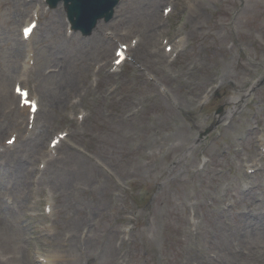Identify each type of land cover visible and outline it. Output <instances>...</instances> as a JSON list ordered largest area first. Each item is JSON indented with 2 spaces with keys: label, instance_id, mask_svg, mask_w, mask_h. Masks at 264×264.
I'll use <instances>...</instances> for the list:
<instances>
[{
  "label": "rangeland",
  "instance_id": "rangeland-1",
  "mask_svg": "<svg viewBox=\"0 0 264 264\" xmlns=\"http://www.w3.org/2000/svg\"><path fill=\"white\" fill-rule=\"evenodd\" d=\"M28 2L0 0V207L36 145L32 184L0 208V264H264V0H121L87 36L63 2ZM119 42L133 47L116 67ZM17 81L38 99L33 126Z\"/></svg>",
  "mask_w": 264,
  "mask_h": 264
},
{
  "label": "bare ground",
  "instance_id": "bare-ground-1",
  "mask_svg": "<svg viewBox=\"0 0 264 264\" xmlns=\"http://www.w3.org/2000/svg\"><path fill=\"white\" fill-rule=\"evenodd\" d=\"M35 2H37V0H30V2L24 4V8L22 9L23 12L27 11V7H29L30 4H34ZM155 11V7L153 6L151 8V11H150V14H153ZM34 15V18H38L39 15H40V12L39 10L36 8L33 13ZM153 15H156V13H154ZM151 17V16H150ZM152 20H153V16H152ZM98 25L101 26L102 25V21H99L98 22ZM23 34V33H22ZM223 50H225V48H222ZM160 52V50H159ZM244 69H246V66H244ZM223 76H220L218 75L217 73H214L212 75V77L209 79L208 83L206 84V87L204 88L203 87V93L208 91L209 88L212 87V85L217 81V80H220L222 79ZM223 80H225V78H223ZM236 89V93L234 95V98H237L238 94L240 92H242L241 90L238 92L237 91V88L235 87ZM61 96V95H60ZM60 96H57L54 98V100H56V102H60L61 99H60ZM21 102V98L19 100V103ZM233 102H235V100H233ZM238 102V101H236ZM24 109V107H23ZM29 109V108H28ZM1 125H0V132H1ZM31 146V145H30ZM36 148V145L34 144L28 151H24L22 150L21 151V156H18L17 155L14 157V160H16L17 158V163H16V167L14 169V176L11 178V180L13 181V183H10L8 186H11V189L9 187V189H7V194H6V198H3V201L4 203H1V207L4 208L5 211H7L6 209H9V208H13V205L9 207L8 203L11 202L10 200H13L16 196H18L17 198H21L24 196V190L26 189L27 187V184L31 183L32 184V178L34 177V173H35V167L31 166V163H28V160L29 158L31 157L30 155L33 154V152L31 154H29V151L32 149ZM35 151V150H34ZM10 153V152H9ZM11 155V154H10ZM8 161L9 162H13L11 160V156H9L8 158ZM51 163H52V158H48V162H47V168H50L51 167ZM54 164V163H53ZM52 164V165H53ZM63 177H66L68 174L66 173V171H63L62 174H61ZM63 186H65L66 184V181H64L63 183ZM5 186L7 185H4L3 184V178L2 176H0V196H1V192L2 190L5 188ZM8 188V187H7ZM8 195V196H7ZM17 199V202H19ZM50 201V200H49ZM7 203V204H6ZM0 207V208H1ZM0 218L2 219L3 218V214H0ZM264 260V259H262Z\"/></svg>",
  "mask_w": 264,
  "mask_h": 264
},
{
  "label": "water",
  "instance_id": "water-1",
  "mask_svg": "<svg viewBox=\"0 0 264 264\" xmlns=\"http://www.w3.org/2000/svg\"><path fill=\"white\" fill-rule=\"evenodd\" d=\"M55 7L61 0H49ZM68 15L75 29L90 35L100 19L110 20L118 0H64Z\"/></svg>",
  "mask_w": 264,
  "mask_h": 264
}]
</instances>
